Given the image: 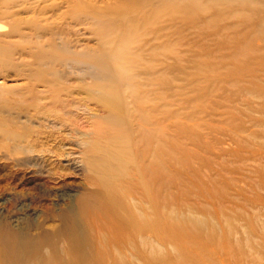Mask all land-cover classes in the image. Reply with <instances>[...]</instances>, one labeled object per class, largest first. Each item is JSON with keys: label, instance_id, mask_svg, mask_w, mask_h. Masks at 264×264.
<instances>
[{"label": "rangeland", "instance_id": "374dc122", "mask_svg": "<svg viewBox=\"0 0 264 264\" xmlns=\"http://www.w3.org/2000/svg\"><path fill=\"white\" fill-rule=\"evenodd\" d=\"M124 1L13 0L5 9L27 23L34 8H44L45 17L54 22L53 12L69 13L78 3L104 11ZM193 4L186 22L169 12L159 20L150 9L131 45L132 52L142 49L147 63L133 70L141 97L158 108L144 112L143 128L138 127L143 123L138 116L134 126L129 125L132 140L123 149L136 174L125 186L132 184L133 191L139 190L138 183L144 187L147 233H156L158 241L150 237L145 246H121L124 258L112 264H264V0ZM9 21L0 13L2 25ZM132 21L134 26L141 23ZM122 22L130 25L125 20L116 24ZM78 24H72L73 39L80 47H96L101 37ZM29 27L22 25L24 31ZM114 30L112 41L124 35ZM28 70L7 69L0 73V83L18 96L28 83ZM48 95L44 87H36L34 101H28L33 107L20 112L16 142L29 145L32 153L19 157L18 163L7 160L13 153L7 145L13 142L0 128V231L35 238L53 234L60 226L58 209L69 204L60 195L71 194L77 203L89 197V189H96L89 147L108 134V110L92 103L69 108L63 96L52 104ZM28 112L33 118L25 122ZM4 116L0 113V119ZM59 116L66 120L61 122ZM57 151L63 156L57 158ZM12 171L15 178L9 175ZM48 171L52 177H47ZM42 190L45 198L34 197L32 211L25 207L29 196ZM9 197L15 200L2 205ZM48 210L55 216L47 217Z\"/></svg>", "mask_w": 264, "mask_h": 264}, {"label": "bare ground", "instance_id": "6f19581e", "mask_svg": "<svg viewBox=\"0 0 264 264\" xmlns=\"http://www.w3.org/2000/svg\"><path fill=\"white\" fill-rule=\"evenodd\" d=\"M183 1L185 4H182V0H144L143 3L125 0L116 9L104 11L84 8L78 3L69 13L57 15L53 12L51 17L57 16L54 22L45 17L48 12L44 8L38 7L34 8L33 17L26 23L14 19V13H8L10 9H5L13 0H0V11L2 6L6 10L1 11V15L10 18L7 25L0 23V73L10 68H30L24 75L28 83L24 89L20 88L24 92L17 97L0 83V113L5 115L0 119V128L5 139L13 142L7 145L13 150L7 160L12 164L18 163L19 157L32 153L29 145L22 147L20 142H16L21 130L14 127L20 120L21 110L28 111L29 107H33L34 104L28 101H34L36 87L45 88L49 94L46 98L52 104L63 96L67 98L64 102L69 108L73 104L81 106L92 103L107 109L109 117L108 134L89 147L92 158L88 163L89 171L94 176L96 188L89 189L90 198L83 197L76 203L71 194L58 196L61 200H68L69 204L65 209H58L56 217L60 226L53 234L44 233L35 238L12 233L9 229L1 230L0 247L5 253H0V264H112L116 260L119 263L118 260L124 258L119 251L121 246H142L150 237L158 241L156 233L152 231L155 235L150 236L147 233L148 198L144 187L138 181L135 184L136 187L137 183L139 185L137 191H133L135 187L132 184L125 186L136 174L129 155H126L128 152L123 149V146H128V140H132L130 130L134 126V117L143 120L138 124L139 128H143L144 112L146 114L158 108L148 106L147 99L141 97L143 90L136 84L133 70L147 63L141 57L142 49L137 47L132 52L131 45L136 44L134 38L138 36V28L146 25L145 19L150 9L154 10L153 15L159 20L164 12L171 13L175 20H191L193 0ZM133 18L141 23L134 26ZM124 20L130 25L123 22V25L116 24ZM24 24L30 26L28 31L22 29ZM72 24L88 26V31L101 37L98 45L93 48L80 47L79 41L71 36ZM114 29L124 34L116 41H112ZM14 109L20 111L16 113ZM26 115L25 122H30L33 117L29 112ZM65 120L60 117L61 122ZM121 149L123 152L115 153V150ZM53 154L57 158L63 156L59 151ZM129 167L133 170L130 171ZM47 174V177L53 176L49 171ZM9 175L16 177L13 171ZM37 195H30L29 204L25 207L31 210L34 197L45 198L47 192L42 190ZM13 200L14 197L5 198L2 205L11 204ZM156 211L153 215L157 219ZM45 215L55 216L51 210ZM153 230H159L157 223H154ZM61 242L63 247L60 246ZM43 247L49 257H45ZM109 248H114L115 253Z\"/></svg>", "mask_w": 264, "mask_h": 264}]
</instances>
